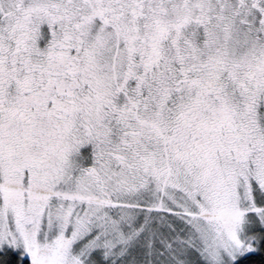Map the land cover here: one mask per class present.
Returning <instances> with one entry per match:
<instances>
[{
	"label": "snow or ice",
	"instance_id": "obj_1",
	"mask_svg": "<svg viewBox=\"0 0 264 264\" xmlns=\"http://www.w3.org/2000/svg\"><path fill=\"white\" fill-rule=\"evenodd\" d=\"M248 213L264 0H0V264H231Z\"/></svg>",
	"mask_w": 264,
	"mask_h": 264
},
{
	"label": "rangeland",
	"instance_id": "obj_2",
	"mask_svg": "<svg viewBox=\"0 0 264 264\" xmlns=\"http://www.w3.org/2000/svg\"><path fill=\"white\" fill-rule=\"evenodd\" d=\"M247 217H248V220L242 225V230H240L238 232V235H239V237L242 240H245L247 237L252 236V235L255 234L258 237V239L257 240H253L251 242L256 246L255 251H257V249H258L257 246H258L260 238H261L260 234L264 230V225L260 224L259 220L254 218V214L253 213H248ZM4 247L7 248L8 246L4 245ZM9 252H12V253L14 252V253H16L19 256V251L18 250H9ZM249 253H252V252H247V253H244L243 255H239L238 254L236 256V259L231 261V264L234 261H236L239 257H242V256H244L246 254H249ZM21 259H22V261L24 259L27 260V264H29V261H28V258H27L26 254ZM225 259H227V257H225Z\"/></svg>",
	"mask_w": 264,
	"mask_h": 264
},
{
	"label": "trees",
	"instance_id": "obj_3",
	"mask_svg": "<svg viewBox=\"0 0 264 264\" xmlns=\"http://www.w3.org/2000/svg\"><path fill=\"white\" fill-rule=\"evenodd\" d=\"M261 238L258 249L255 252L239 257L232 264H264V230L261 232ZM18 257L16 253L8 252L6 259L15 260ZM23 264H27V260H23Z\"/></svg>",
	"mask_w": 264,
	"mask_h": 264
}]
</instances>
